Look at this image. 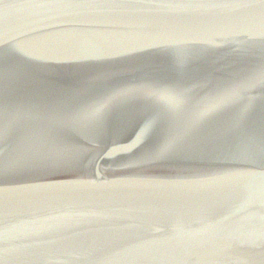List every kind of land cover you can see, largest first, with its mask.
Listing matches in <instances>:
<instances>
[{"label":"water","instance_id":"1","mask_svg":"<svg viewBox=\"0 0 264 264\" xmlns=\"http://www.w3.org/2000/svg\"><path fill=\"white\" fill-rule=\"evenodd\" d=\"M7 2L9 7L0 9V17L9 20V44L0 39V65L12 80L0 95V104L31 119L18 126L0 121V150L22 149L36 138L59 144L91 137L75 168L23 178L27 184L51 191L31 200L6 194L10 230L25 223L63 221L59 228L12 241L17 254L27 257L21 264H242L245 260L264 264L259 249L255 255L230 249L227 232H200L152 251L140 247L146 240L171 235L172 223L158 201L124 192L142 185L163 191L211 192L210 221L223 220L231 228L240 217L255 215L250 226H260L264 213V169L260 167L209 163L149 176H137L129 167L179 119L161 99L162 93L182 94L190 109L231 93L237 83L264 68L259 44L250 52L249 37L242 31L217 26L214 21L223 16L216 10L27 9L21 6L22 0ZM177 19L188 23L177 24ZM172 32L183 34L182 46L175 47L164 35ZM34 39L45 43L14 47L17 41ZM181 60L183 71H177ZM111 68L119 71H108ZM100 72L105 76L102 83L84 86L90 75ZM121 89L134 91L97 126H79V113L94 98ZM148 118L157 119L158 124L141 137ZM233 137L264 139V85L241 89L214 113L195 142L196 150L219 155ZM148 181L164 183L148 185ZM88 213L99 215L80 218ZM160 227L163 232L157 231ZM185 227L191 233L204 223L193 213Z\"/></svg>","mask_w":264,"mask_h":264},{"label":"snow or ice","instance_id":"2","mask_svg":"<svg viewBox=\"0 0 264 264\" xmlns=\"http://www.w3.org/2000/svg\"><path fill=\"white\" fill-rule=\"evenodd\" d=\"M22 7L27 9L50 7L71 10H132V9H194L216 10L223 19L214 21L217 26L227 30H239L249 37L250 52L259 44L261 56L264 58V0H154V2H134V0H54L41 3L38 0H22ZM7 0H0V9H7ZM177 24H186V19H177ZM22 26L20 20L15 21ZM192 23H200L193 20ZM9 20L0 17L2 33L0 39L5 45L9 44L7 29ZM166 38L175 46L184 43L182 33H164ZM43 39L17 41L14 47L22 45L38 47L44 44ZM177 71H183L182 60L177 63ZM110 72L119 71L118 68L108 69ZM105 79L104 72L90 75L84 82L86 87H95ZM12 77L0 65V95L7 91ZM257 83L264 85V68L257 76L237 83L231 93L221 95L214 101L203 103L195 109L188 107L186 98L182 94L164 92L161 99L169 110L179 116L167 134L155 145L140 153L129 165L137 176H149L156 171L178 169L186 167H201L209 163L227 168L260 167L264 169V139L256 140L250 137H233L227 140L223 151L216 153H200L196 141L203 136L204 126L214 113L223 108L234 98L241 89H249ZM132 89H121L113 92H101L94 98L92 104L79 113L78 124L83 129H90L107 118L112 107L121 99L133 94ZM31 117L19 110L13 109L6 103L0 104V121L8 125L18 126L22 121ZM158 124L157 119L148 118L144 121L141 137L151 133ZM91 139L72 143H51L43 138L32 140L22 149L0 150V264H21L27 259L17 254L13 240L38 235L53 228H59L63 221L56 224L48 221L22 224L16 229L8 227V204L6 194L13 192L25 200L38 199L43 193L51 191L45 186L32 185L24 182V177L42 176L51 171L75 168L83 151L84 143ZM148 185L164 183L163 181H148ZM124 192L135 193L148 201H158L166 210V219L172 223V234L160 239L146 240L140 247L152 251L166 248L182 237L195 236L200 232H227L230 249L242 250L249 255H255L257 250L264 255V213L259 217V227L250 226L256 220L255 215L243 216L236 221L235 226L229 228L223 220L210 221L212 215L211 192L201 191H163L148 186H137ZM197 214L204 227L189 233L186 230V218L190 214ZM99 215L96 213L83 216ZM163 232L162 227L157 229ZM242 264H248L245 260Z\"/></svg>","mask_w":264,"mask_h":264}]
</instances>
